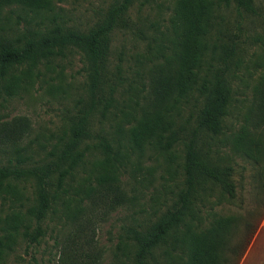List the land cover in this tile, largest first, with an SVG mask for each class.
<instances>
[{"label": "rangeland", "instance_id": "rangeland-1", "mask_svg": "<svg viewBox=\"0 0 264 264\" xmlns=\"http://www.w3.org/2000/svg\"><path fill=\"white\" fill-rule=\"evenodd\" d=\"M50 8L36 15L6 7L0 25L16 32L25 28L45 29L55 24L87 29L103 15L112 0H49ZM177 0H151L132 11V25L117 30L112 39V64L120 66V84L114 106L103 118L98 114L88 143L104 137L116 156L112 160L100 149H91L73 178L66 181L63 205H57L42 224L44 236L30 244L24 232L35 224L26 217L31 204L30 182H14L0 190V264H126L125 227L146 225L170 207L180 178L181 148L161 151L151 146L137 148L132 131L148 114L158 110L153 101L151 78L170 55L169 21ZM256 16H243L246 44L233 62L231 83L233 107L226 133L237 131L253 99V88L264 79V0H254ZM19 17V18H18ZM220 18L233 29L240 19L222 8ZM257 41V42H254ZM240 62H237V59ZM235 61L237 65H235ZM238 67V68H237ZM24 90L0 99V123L24 117L27 135L16 145L0 144V165L16 164L18 156L27 164L47 155L62 135L65 124L77 112L84 96L85 76L79 54L41 63L35 73L22 80ZM200 103L182 100L172 116L178 125L193 126ZM161 111L170 120V105ZM264 140V128L257 131ZM228 136V135H227ZM211 154L233 167L234 198L218 190L206 201L204 224L218 217H232L230 243L243 238L246 226L254 228L250 243L238 264H264V156L259 163L245 159L231 145L212 142ZM20 154V155H18ZM116 188L122 192L114 201ZM119 200V199H118ZM185 252L177 249L168 264H185Z\"/></svg>", "mask_w": 264, "mask_h": 264}, {"label": "trees", "instance_id": "trees-1", "mask_svg": "<svg viewBox=\"0 0 264 264\" xmlns=\"http://www.w3.org/2000/svg\"><path fill=\"white\" fill-rule=\"evenodd\" d=\"M150 1L112 0L100 19L85 30L55 24L43 30L25 28L18 33L0 25L2 101L24 90L22 80L34 74L41 63L49 64L72 52L79 54L85 76V92L77 102V112L47 155L31 164H27L30 159L18 156L16 164L0 165V190L12 188L14 182H30L32 186L26 217L35 226L24 232L30 244H38L44 236L42 224L63 200L67 179L74 177L88 152L100 149L108 160L116 156L117 152L114 154L100 135L95 137L98 141L88 143L94 138L91 127L97 114L104 118L114 106L121 80V68L113 66L111 60L113 35L131 27L136 5L143 7ZM6 7L38 15L50 8V1L0 0V14ZM222 8L233 10L239 17L233 29L228 22L218 20ZM257 14L254 0H177L169 21L170 55L151 78L158 110L137 124L132 140L139 149L148 145L173 151L180 147L179 184L170 207L155 221L124 228L126 264H168L167 259L177 249L186 253L185 264H238L247 249L254 228L247 225L244 237L230 243L234 219L218 217L205 225L202 214L214 191L230 198L236 194L234 169L213 157L212 142L231 145L236 153L255 163L264 156V140L257 133L264 128V79L253 88L242 125L226 133L233 107L231 80L236 76L232 65L246 44L242 39V18ZM190 97L200 103L194 124L178 125L172 113ZM169 105L167 120L161 111L168 112ZM29 127L24 117L0 123V144L16 145ZM114 192V201L122 200V192L118 188ZM63 204L64 201L60 205Z\"/></svg>", "mask_w": 264, "mask_h": 264}]
</instances>
